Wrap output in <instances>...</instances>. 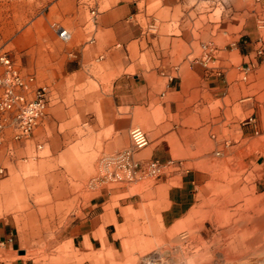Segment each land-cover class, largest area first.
<instances>
[{
    "label": "rangeland",
    "instance_id": "obj_1",
    "mask_svg": "<svg viewBox=\"0 0 264 264\" xmlns=\"http://www.w3.org/2000/svg\"><path fill=\"white\" fill-rule=\"evenodd\" d=\"M112 6L129 42L111 44L102 13ZM1 53L34 73L50 101L28 137L0 129V226L20 250L0 245V262L264 264V0H0ZM164 72L195 102L210 97L214 115L223 108L214 99L253 97L242 116L253 137H220L217 115L210 136L196 139L210 151L159 145L155 123L168 111L152 87L167 88ZM134 125L150 138L134 157L162 168L117 179L127 169L113 155L132 145ZM110 195L122 211L119 248L76 247L75 224Z\"/></svg>",
    "mask_w": 264,
    "mask_h": 264
},
{
    "label": "crops",
    "instance_id": "obj_2",
    "mask_svg": "<svg viewBox=\"0 0 264 264\" xmlns=\"http://www.w3.org/2000/svg\"><path fill=\"white\" fill-rule=\"evenodd\" d=\"M119 6H112L108 10L102 13L103 26L106 29L112 30L114 32V37H111V44L117 42H129V38H123L118 36L119 24L125 22L123 19V12L120 10ZM121 12V13H120ZM126 25H128L126 23ZM136 29V27H134ZM134 31V30H132ZM110 44V45H111ZM85 47H80L79 51L84 56ZM113 48H111L112 50ZM95 52H90L89 57H94ZM118 50L113 49L114 54ZM164 74H166L164 72ZM168 77L167 88L162 92L160 84L154 82L152 87L154 90L155 97L159 96V102H155V106H163L168 111V115L164 118H159L156 120L155 128L157 134L159 133V145L163 141H167L170 152H194V151H210L209 149H204V146H200L196 139L208 138L210 136V127L213 124L210 123L211 120H220V129L218 135L220 137H242L251 136L253 137V131L248 132L243 127L247 121H243V112L248 110V105L252 106L253 110V97L249 99H243L241 97L233 98H217L213 101H221L223 108H219L218 116L214 111L211 112V99L210 97H202L200 102H195L190 98L189 92L183 89L182 84L183 79L179 82L174 79V76L166 74ZM240 79V78H239ZM209 80V79H208ZM240 82V80H239ZM203 89H210L209 81H200ZM234 84H238L235 80ZM151 89V88H150ZM166 94L171 95L169 100H164L163 98ZM164 95V96H163ZM249 101V102H247ZM145 101L143 105H146ZM142 105V104H141ZM216 116V117H215ZM189 122H199L196 127H193ZM194 124V123H193ZM195 128V129H194ZM169 139V140H168ZM175 139V141H174ZM238 144H226L222 153L234 152ZM175 147V148H174ZM59 194H57V197ZM127 203V200L120 201V203ZM122 211L119 205L115 204V200L110 195L104 201L98 204V208L93 212V214L80 222L75 224V231L72 235L73 243L76 247L82 248L87 252L93 250H100L103 246L111 248L113 250L119 248L121 242V236L119 235V224L121 223ZM0 245H5L8 249L19 250L15 248V240L13 237V231L7 226H0ZM20 251V250H19ZM0 264H3L0 262ZM4 264H9L8 261H4ZM10 264H29L28 261L22 260H12Z\"/></svg>",
    "mask_w": 264,
    "mask_h": 264
},
{
    "label": "built area",
    "instance_id": "obj_3",
    "mask_svg": "<svg viewBox=\"0 0 264 264\" xmlns=\"http://www.w3.org/2000/svg\"><path fill=\"white\" fill-rule=\"evenodd\" d=\"M57 32L63 39L68 40L71 37V32L63 25L57 26ZM0 61L5 65V70L0 75V129L10 126L15 139L28 137L47 115L49 89L37 82L34 73L23 74L7 53L0 54ZM130 136L132 145L113 155L127 169L126 176L117 171L114 177L133 179L139 172L158 174L162 168L159 159L150 158L144 161L134 157L137 150L150 144L147 131L141 125H134L130 129Z\"/></svg>",
    "mask_w": 264,
    "mask_h": 264
},
{
    "label": "water",
    "instance_id": "obj_4",
    "mask_svg": "<svg viewBox=\"0 0 264 264\" xmlns=\"http://www.w3.org/2000/svg\"><path fill=\"white\" fill-rule=\"evenodd\" d=\"M24 251L23 250H21V253H23Z\"/></svg>",
    "mask_w": 264,
    "mask_h": 264
}]
</instances>
